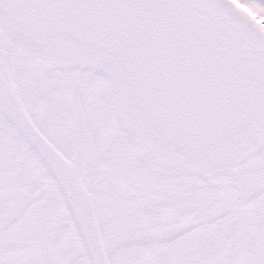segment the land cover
Instances as JSON below:
<instances>
[{"label": "snow or ice", "instance_id": "1", "mask_svg": "<svg viewBox=\"0 0 264 264\" xmlns=\"http://www.w3.org/2000/svg\"><path fill=\"white\" fill-rule=\"evenodd\" d=\"M0 264H264V0H0Z\"/></svg>", "mask_w": 264, "mask_h": 264}, {"label": "flooded vegetation", "instance_id": "2", "mask_svg": "<svg viewBox=\"0 0 264 264\" xmlns=\"http://www.w3.org/2000/svg\"><path fill=\"white\" fill-rule=\"evenodd\" d=\"M237 3H239V0H236ZM241 7H244L243 5H240ZM247 10V9H246Z\"/></svg>", "mask_w": 264, "mask_h": 264}]
</instances>
